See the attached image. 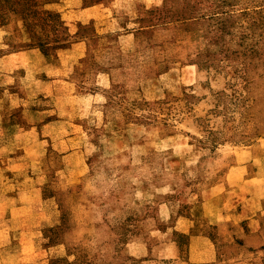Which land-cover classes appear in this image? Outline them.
Here are the masks:
<instances>
[{
	"label": "rangeland",
	"instance_id": "1",
	"mask_svg": "<svg viewBox=\"0 0 264 264\" xmlns=\"http://www.w3.org/2000/svg\"><path fill=\"white\" fill-rule=\"evenodd\" d=\"M29 190L45 264H264V0H0Z\"/></svg>",
	"mask_w": 264,
	"mask_h": 264
},
{
	"label": "crops",
	"instance_id": "2",
	"mask_svg": "<svg viewBox=\"0 0 264 264\" xmlns=\"http://www.w3.org/2000/svg\"><path fill=\"white\" fill-rule=\"evenodd\" d=\"M40 202V195L30 190L0 195V264H45L51 256L53 249L44 248L34 222Z\"/></svg>",
	"mask_w": 264,
	"mask_h": 264
}]
</instances>
